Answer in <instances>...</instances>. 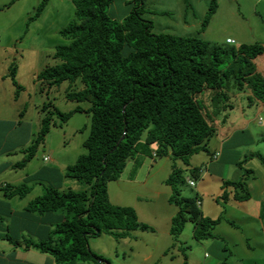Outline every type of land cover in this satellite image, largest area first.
I'll return each mask as SVG.
<instances>
[{
    "label": "rangeland",
    "instance_id": "374dc122",
    "mask_svg": "<svg viewBox=\"0 0 264 264\" xmlns=\"http://www.w3.org/2000/svg\"><path fill=\"white\" fill-rule=\"evenodd\" d=\"M257 1L144 0L145 8L140 14L144 19L155 21V33L196 37L237 50L242 44L264 45V0ZM41 2L21 0L11 6L0 0V142L2 145L16 143L9 125L19 129L29 127V141L20 142L25 145L21 149L26 150L41 132L42 119L49 116L51 126L45 141L27 167L18 169L19 175L57 166L66 180L59 190L82 191L88 189V185L67 177L66 169L88 152L84 142L90 134L92 116L86 110L92 103L69 99L67 95L83 90L85 85L81 79L51 84L38 78L41 71L61 62L55 57L56 47L69 44L71 40L60 30L76 19V7L72 0H49L42 15L30 21ZM137 6L141 8L142 0H114L107 11L113 23H120ZM213 6L216 12L204 28ZM184 21L190 23L188 28ZM174 26L178 29L173 30ZM228 38L235 43H227ZM254 62L264 76V54ZM12 64L17 67L18 88L10 75ZM223 91L225 96L221 95L216 104L212 101L216 93L213 90L197 95L215 133L207 141L206 149L190 157V167L201 168L200 178L194 179L197 187L183 186V195L199 197L203 203L200 210L205 216L221 218L212 230L213 235L195 238L194 224L190 221L177 238L160 228L164 214H175L179 210L169 201L172 188L166 180L175 165L187 167L182 159L146 155L139 168L131 159L120 179L109 182V199L115 205L136 209L150 229L132 231L122 239L110 232L90 236L91 249L110 264H199L206 252L212 262L220 260V264H264V217L261 222L242 219L240 210L244 205L237 208L233 199L236 192H249L251 201L245 203L249 210H264L261 204L264 202V164L258 157L250 156L264 155V105L254 98L251 89L239 90L231 82ZM249 98L253 102L250 103ZM78 106L84 111L74 112L64 123L60 114L74 111ZM6 120L15 124L7 122L9 125H5ZM18 152L11 158L20 161ZM23 155L25 157V153ZM45 157L49 160L45 161ZM233 181H243L245 187L237 189L231 184ZM40 183L46 184L36 180L20 185L29 186L32 192L28 196L36 199L45 193L46 185L43 187ZM106 263L99 260V264Z\"/></svg>",
    "mask_w": 264,
    "mask_h": 264
},
{
    "label": "trees",
    "instance_id": "16d2710c",
    "mask_svg": "<svg viewBox=\"0 0 264 264\" xmlns=\"http://www.w3.org/2000/svg\"><path fill=\"white\" fill-rule=\"evenodd\" d=\"M113 1L72 0L76 19L60 30L71 42L56 47L59 64L38 74L39 79L51 84L81 79L85 88L67 96L92 103L86 110L92 116L90 134L84 142L88 152L66 169L67 177L85 182L88 189L62 192L46 187L45 193L29 204L33 212L65 214L48 240L23 241L26 248L51 254L58 264H99L100 259L110 264L91 249L90 236L110 232L122 239L132 231L150 229L136 209L110 201L108 184L120 179L129 160L133 159L139 168L143 156L154 153L182 159L187 165H175L166 180L172 188L169 201L179 207L172 218L171 235L177 238L190 221L195 238L212 236L221 218L205 216L197 204L199 197L183 195V186L189 185L187 179L200 178L201 168L190 167V157L206 149L215 133L197 95L213 90L216 93L212 101L216 104L231 82L239 90L251 89L254 98L264 102V76L254 62L264 54V45L242 44L235 50L196 37L155 33L152 21L140 14L144 0L141 8L135 7L122 22L113 23L107 11ZM48 2L42 0L30 21L42 15ZM215 12V7H211L204 28ZM10 75L19 87L14 64ZM82 111L78 106L74 111L61 113V120L65 123L74 112ZM50 126L51 118L44 117L41 132L26 148L20 166L35 156ZM250 156L258 157L264 164L261 153ZM231 184L237 189L245 187L243 181ZM5 191L8 196L25 197L31 188L11 185ZM235 197L248 200L251 194L236 192Z\"/></svg>",
    "mask_w": 264,
    "mask_h": 264
},
{
    "label": "crops",
    "instance_id": "0c3cea01",
    "mask_svg": "<svg viewBox=\"0 0 264 264\" xmlns=\"http://www.w3.org/2000/svg\"><path fill=\"white\" fill-rule=\"evenodd\" d=\"M3 1L7 2L5 4H10L11 6H13L21 0ZM259 1L260 0H258L257 2L259 3ZM162 12L163 11H160V13ZM154 22L155 21L153 20V28ZM184 25L185 28H188L190 26V23L184 21ZM167 26L170 27L172 26V24H168ZM177 29L178 26H174L173 30ZM256 59L254 61H256ZM13 85L15 86V84ZM7 122L11 123L12 121L6 120L5 125L8 124ZM12 124L15 123L12 122ZM9 127H11V131L13 133V141L16 143L10 145H2V142H0V264H58L56 259L49 253L41 252L40 250L34 247L26 248L24 245H16L15 243L22 242L24 240H32L34 242L48 240L51 235V232L55 228V225L65 219L64 212L56 211L41 214L38 212L30 211L29 204L34 199H31L28 195L32 192V190L25 197H20L8 196L5 189L7 186H18L22 183L29 184L30 182L36 180H43V182H45L46 184H40L43 187L46 185L45 188L54 187L57 189H62L66 180H64L61 168L57 166L47 168L45 170L39 171L38 173H29L26 171L20 176L18 169L24 170V168L27 167L26 165L24 167L20 166L22 158L24 157L23 153H25V149H21L22 146L25 145L20 144V142H24L25 144L29 141L31 137V130L29 127L21 129L15 128L14 125H9ZM258 141L262 140L259 139ZM17 152L21 154L20 161L11 158L13 154H16ZM240 156L241 155H239V157ZM218 175H221V173H219ZM233 199L235 201L234 203H236L237 208H240L241 205H244V208L240 210V216L242 219H248L249 221L259 219L260 222L261 220H263L264 210L257 211L256 209H253L250 211L247 204H245L250 202L251 198H249L248 200H238L234 195ZM261 204L264 207V202L261 201ZM201 206H203V203H201ZM177 212L178 210L176 211V213ZM209 212H211L210 209ZM137 213L139 215V212ZM175 214L167 212L163 215V220L161 221L160 228L164 233L171 234L170 229L172 224V218ZM226 214L228 215L227 211ZM139 218L141 221H144L141 219L140 215ZM230 222L233 223V226H237L233 221ZM206 253L205 258L199 261V264H220V260L212 262L211 256H206Z\"/></svg>",
    "mask_w": 264,
    "mask_h": 264
},
{
    "label": "built area",
    "instance_id": "2783aa9c",
    "mask_svg": "<svg viewBox=\"0 0 264 264\" xmlns=\"http://www.w3.org/2000/svg\"><path fill=\"white\" fill-rule=\"evenodd\" d=\"M227 43H229V44H233V43H235V40L229 38V39H227ZM216 157H218V154H217ZM45 160L48 161V160H49V157H45ZM187 180H188V184H189L191 187H196V186H197V182L194 180V178L189 177ZM201 203H202V202H201L200 200H198L197 204H198L199 207L201 206ZM206 256H208L207 253H206Z\"/></svg>",
    "mask_w": 264,
    "mask_h": 264
}]
</instances>
